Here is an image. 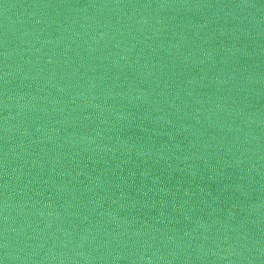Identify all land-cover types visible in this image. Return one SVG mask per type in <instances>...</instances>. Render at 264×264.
Segmentation results:
<instances>
[{
    "label": "water",
    "instance_id": "95a60500",
    "mask_svg": "<svg viewBox=\"0 0 264 264\" xmlns=\"http://www.w3.org/2000/svg\"><path fill=\"white\" fill-rule=\"evenodd\" d=\"M0 264H264V0H0Z\"/></svg>",
    "mask_w": 264,
    "mask_h": 264
}]
</instances>
